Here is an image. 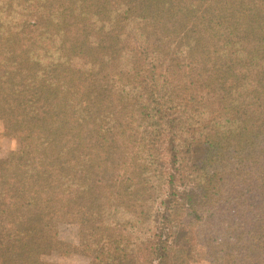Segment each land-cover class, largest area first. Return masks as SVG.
<instances>
[{
    "label": "trees",
    "instance_id": "1",
    "mask_svg": "<svg viewBox=\"0 0 264 264\" xmlns=\"http://www.w3.org/2000/svg\"><path fill=\"white\" fill-rule=\"evenodd\" d=\"M0 122V264H264V0H0Z\"/></svg>",
    "mask_w": 264,
    "mask_h": 264
},
{
    "label": "rangeland",
    "instance_id": "2",
    "mask_svg": "<svg viewBox=\"0 0 264 264\" xmlns=\"http://www.w3.org/2000/svg\"><path fill=\"white\" fill-rule=\"evenodd\" d=\"M13 141V146L14 148L17 145L16 140H12ZM11 141V143H12ZM164 151L163 156L165 159V168H166V181L170 179L169 175L170 174H176V184L178 185V189H183V188H190L192 185L191 184H187V185H183L181 186V180L179 179V171H176L177 168L174 167L173 163H171L172 161V157L171 155L168 153V151L163 147L162 149ZM8 154V153H7ZM6 154V155H7ZM5 155V156H6ZM176 166H178V163L176 164ZM164 168V167H163ZM186 183H190L189 181H186ZM160 190L162 191V196H160V198L165 197V195L167 193H169L170 191V186L166 183H163L160 186ZM159 202H157L155 205H158V207L160 208V204H158ZM79 225L77 223H60L57 227V239L61 240V246H62V241H64L65 243L69 244V249L67 254H62V252L58 253V251L56 252H51L50 254H45L43 256L45 262L47 264H89L91 257L93 256L94 252L92 249L87 248L85 245H83L81 243L80 240V229H79ZM173 239V236L170 237V241ZM178 241V246L177 247H181L183 246V244L186 243L179 241L178 239H176ZM189 263L188 264H211L210 261L205 260L201 257H197L194 255V257L189 258ZM45 263V264H46ZM154 264H157V262Z\"/></svg>",
    "mask_w": 264,
    "mask_h": 264
},
{
    "label": "crops",
    "instance_id": "3",
    "mask_svg": "<svg viewBox=\"0 0 264 264\" xmlns=\"http://www.w3.org/2000/svg\"><path fill=\"white\" fill-rule=\"evenodd\" d=\"M2 131H3V127H2V123L0 122V134ZM12 140H13L12 138L6 136L0 137V158L4 157L7 153H9L10 150L14 148Z\"/></svg>",
    "mask_w": 264,
    "mask_h": 264
}]
</instances>
